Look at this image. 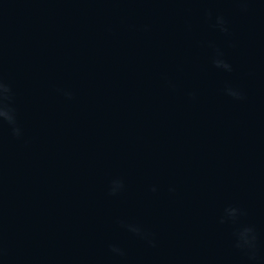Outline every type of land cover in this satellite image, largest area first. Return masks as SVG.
<instances>
[{
	"label": "water",
	"instance_id": "obj_1",
	"mask_svg": "<svg viewBox=\"0 0 264 264\" xmlns=\"http://www.w3.org/2000/svg\"><path fill=\"white\" fill-rule=\"evenodd\" d=\"M0 95V264H264V0H0Z\"/></svg>",
	"mask_w": 264,
	"mask_h": 264
},
{
	"label": "clouds",
	"instance_id": "obj_2",
	"mask_svg": "<svg viewBox=\"0 0 264 264\" xmlns=\"http://www.w3.org/2000/svg\"><path fill=\"white\" fill-rule=\"evenodd\" d=\"M219 22L220 23H223L222 21V18H218ZM214 63L216 64L217 67H223L225 69H228L229 71L231 70V66L229 64H227L225 61L223 60H220V59H216L214 61ZM10 89L7 87V92H9ZM228 92L230 95H233V96H237L239 98V94L235 91H233L232 89H228ZM4 95H0V110H3V109H7L8 112L11 113V116L8 117V119H6L10 124H14L15 123V117L13 115V112H14V109H11L10 107H5L4 106ZM17 132H18V129H17ZM236 210V209H234ZM248 231H252L251 229L249 228H246ZM136 230V229H134ZM239 240H238V246L239 247H244V246H250L253 244V241L255 240V236H244L242 234V231L239 232Z\"/></svg>",
	"mask_w": 264,
	"mask_h": 264
}]
</instances>
